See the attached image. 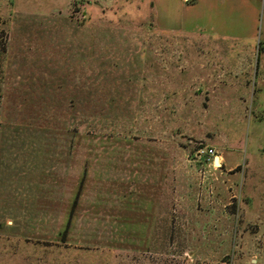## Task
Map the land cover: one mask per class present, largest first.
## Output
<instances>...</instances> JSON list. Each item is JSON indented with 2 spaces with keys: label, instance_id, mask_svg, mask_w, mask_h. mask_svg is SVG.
Here are the masks:
<instances>
[{
  "label": "rangeland",
  "instance_id": "374dc122",
  "mask_svg": "<svg viewBox=\"0 0 264 264\" xmlns=\"http://www.w3.org/2000/svg\"><path fill=\"white\" fill-rule=\"evenodd\" d=\"M0 264H264V0H0Z\"/></svg>",
  "mask_w": 264,
  "mask_h": 264
},
{
  "label": "crops",
  "instance_id": "0c3cea01",
  "mask_svg": "<svg viewBox=\"0 0 264 264\" xmlns=\"http://www.w3.org/2000/svg\"><path fill=\"white\" fill-rule=\"evenodd\" d=\"M218 157H219V156H218ZM163 158H165V157L162 155V157H160V159H159V163H158V169H159V170H162V168H164V165H165V164L163 163V160H162ZM219 158H220V162H221V158H222V156H220ZM161 160H162V161H161ZM160 161H161L162 163H160ZM170 167H172V168L175 169V168H176V165H175V164H174V165H170ZM179 168H180V167H177V169H175V170L179 171ZM178 173H180V171H179ZM162 183H163V184H162ZM159 185H160V183H159ZM163 185L165 186V182H161V188H162V189H163V187H164ZM160 197H161V198L163 197V196H162V193L160 194ZM160 197H159V198H160Z\"/></svg>",
  "mask_w": 264,
  "mask_h": 264
},
{
  "label": "built area",
  "instance_id": "2783aa9c",
  "mask_svg": "<svg viewBox=\"0 0 264 264\" xmlns=\"http://www.w3.org/2000/svg\"><path fill=\"white\" fill-rule=\"evenodd\" d=\"M198 155H199V156H202V155H203V156H205V157H206V156H207V157H209V156L212 157V156H213V150H212V149H204V148H203V149H199V150H198ZM219 167H220V166H219Z\"/></svg>",
  "mask_w": 264,
  "mask_h": 264
},
{
  "label": "trees",
  "instance_id": "16d2710c",
  "mask_svg": "<svg viewBox=\"0 0 264 264\" xmlns=\"http://www.w3.org/2000/svg\"><path fill=\"white\" fill-rule=\"evenodd\" d=\"M72 213L70 212V214L68 215V218H67V221H66V226H65V229L64 231H62V234L63 232L65 233L67 231V229L70 227V223L72 221Z\"/></svg>",
  "mask_w": 264,
  "mask_h": 264
},
{
  "label": "bare ground",
  "instance_id": "6f19581e",
  "mask_svg": "<svg viewBox=\"0 0 264 264\" xmlns=\"http://www.w3.org/2000/svg\"><path fill=\"white\" fill-rule=\"evenodd\" d=\"M218 162H219V160H218V157H217V159L215 160V163L218 165Z\"/></svg>",
  "mask_w": 264,
  "mask_h": 264
},
{
  "label": "water",
  "instance_id": "95a60500",
  "mask_svg": "<svg viewBox=\"0 0 264 264\" xmlns=\"http://www.w3.org/2000/svg\"><path fill=\"white\" fill-rule=\"evenodd\" d=\"M217 159V157H215V160ZM220 166V165H219Z\"/></svg>",
  "mask_w": 264,
  "mask_h": 264
}]
</instances>
